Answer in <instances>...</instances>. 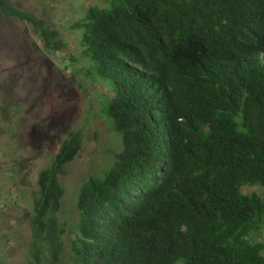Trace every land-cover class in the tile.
Returning <instances> with one entry per match:
<instances>
[{
	"label": "trees",
	"instance_id": "trees-1",
	"mask_svg": "<svg viewBox=\"0 0 264 264\" xmlns=\"http://www.w3.org/2000/svg\"><path fill=\"white\" fill-rule=\"evenodd\" d=\"M105 3L71 28L121 148L82 181L64 254L59 180L82 137L61 141L38 174L31 264H264V0ZM0 13L66 47L9 0Z\"/></svg>",
	"mask_w": 264,
	"mask_h": 264
},
{
	"label": "rangeland",
	"instance_id": "rangeland-1",
	"mask_svg": "<svg viewBox=\"0 0 264 264\" xmlns=\"http://www.w3.org/2000/svg\"><path fill=\"white\" fill-rule=\"evenodd\" d=\"M44 20L66 47L48 53L31 27L0 13V264H31L30 219L39 172L70 132L82 137L78 155L60 177L65 248L76 234V199L89 174H102L114 162L120 138L103 113L108 83L84 75L79 31L71 27L90 6L105 0H9ZM244 193L257 192L246 187ZM69 236V237H68ZM264 241V232L256 235Z\"/></svg>",
	"mask_w": 264,
	"mask_h": 264
}]
</instances>
